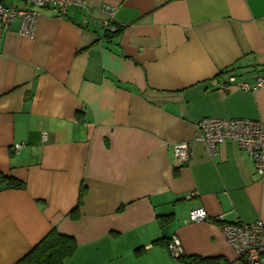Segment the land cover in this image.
<instances>
[{
    "label": "crops",
    "instance_id": "1",
    "mask_svg": "<svg viewBox=\"0 0 264 264\" xmlns=\"http://www.w3.org/2000/svg\"><path fill=\"white\" fill-rule=\"evenodd\" d=\"M87 2L41 8L32 36L0 29V173L22 182L0 189V264L52 229L77 242L63 264H181L175 235L186 256L226 264L220 217L264 221V175L235 142L212 154L197 126L264 122V86H221L264 76V0ZM106 5L123 27L110 38ZM195 206L215 220L189 221Z\"/></svg>",
    "mask_w": 264,
    "mask_h": 264
},
{
    "label": "built area",
    "instance_id": "2",
    "mask_svg": "<svg viewBox=\"0 0 264 264\" xmlns=\"http://www.w3.org/2000/svg\"><path fill=\"white\" fill-rule=\"evenodd\" d=\"M70 5L89 9L87 0H0V29L6 30L18 20L19 33L32 36L41 15V8L54 6L58 14L63 16ZM101 10L106 14L105 31L115 32L117 30L116 7L106 5L101 7ZM227 83H236L243 89L254 90L264 86V76H257L256 81L251 83L242 75L230 72L226 74L225 82L221 83V86L225 87ZM197 129V139L203 141L212 154L217 151L220 144L226 141L235 142L248 151L255 162L256 171L264 175V122L252 118L205 117L199 121ZM191 146V141L175 146L174 152L178 165L189 159ZM20 147L21 145H16V149ZM196 194L197 192H192L186 197L192 198ZM220 218L226 237L237 252V257L226 264H264V221L227 222L223 216ZM188 220L214 221L215 218L210 217L204 207L195 206L190 211ZM168 249L172 256L179 260L185 255V248L177 235L169 240Z\"/></svg>",
    "mask_w": 264,
    "mask_h": 264
},
{
    "label": "trees",
    "instance_id": "3",
    "mask_svg": "<svg viewBox=\"0 0 264 264\" xmlns=\"http://www.w3.org/2000/svg\"><path fill=\"white\" fill-rule=\"evenodd\" d=\"M2 1V0H1ZM123 27L117 25L115 32L105 31V38H110L118 33ZM22 182L17 179L0 173V189L21 187ZM169 242V241H168ZM77 247L76 239L73 236L60 233L52 229L39 241L27 254L15 264H63L64 259L74 253ZM181 264H218L213 258L199 259L196 257H181Z\"/></svg>",
    "mask_w": 264,
    "mask_h": 264
}]
</instances>
